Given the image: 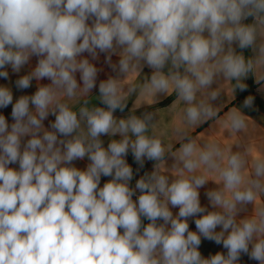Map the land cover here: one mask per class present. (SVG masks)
Listing matches in <instances>:
<instances>
[{
  "label": "clouds",
  "instance_id": "9594fccd",
  "mask_svg": "<svg viewBox=\"0 0 264 264\" xmlns=\"http://www.w3.org/2000/svg\"><path fill=\"white\" fill-rule=\"evenodd\" d=\"M261 38L264 0H0V78L36 58L15 88L50 81L15 103L0 86V108L11 105L14 121L0 114V264H240L242 255L264 264V205L238 219L264 192V158L246 171L244 154L186 132L171 152L152 130L154 114L114 115L133 94L153 103L174 93L187 125L216 118L220 78L230 93L246 91L250 74L264 81ZM249 48L255 57H245ZM102 54L115 75L99 82L104 107H89L102 71L93 61ZM145 66L150 78L137 82ZM253 101L248 96L244 107ZM226 116L231 131L247 128L237 108ZM104 135L120 139L105 148ZM129 152L140 168L154 162L134 188ZM168 154L176 161L171 177ZM85 157L84 170L73 165ZM102 176L111 179L101 187ZM212 176L220 187L205 193L209 211L199 190ZM202 238L226 254L205 258Z\"/></svg>",
  "mask_w": 264,
  "mask_h": 264
},
{
  "label": "crops",
  "instance_id": "0c3cea01",
  "mask_svg": "<svg viewBox=\"0 0 264 264\" xmlns=\"http://www.w3.org/2000/svg\"><path fill=\"white\" fill-rule=\"evenodd\" d=\"M252 18L250 17L245 23H252ZM264 40V38H261ZM258 40V44L261 42ZM237 51L241 50L237 48ZM246 58L255 57L256 53L251 49L242 50ZM87 56V54H85ZM119 57L113 56V62H118ZM105 55H101L99 61H93L98 68H101L102 71L98 74L97 87L93 89L89 97H86L89 100V107L99 106L104 107L100 103L98 86L101 80H105L110 75H115L110 68L104 63ZM36 58H33L29 65H26L19 74L12 73L11 69L9 71V79L5 80L0 78V86H7L13 92V103L21 95H32L37 90L38 84H48L50 81H32V86L25 90H17L15 88V80L20 76L27 74L32 68L35 67ZM151 69L147 66L144 67L142 73L138 77L137 82H142L145 77L150 78ZM256 75H259L257 72L255 75H249V77L244 81L248 86L246 91L236 90L235 92H229L231 84L226 82L223 78H220L216 84L213 85V88H218L221 91L220 98L213 102L214 106L219 109V115L216 118L210 119L205 123H202L198 126L187 125L183 120V103L177 104L173 107V104L176 102V96L173 93L171 96L163 95L156 99L155 102L149 103L147 100L138 99V94H133L129 100L128 105L125 108L124 112L121 113L117 110L114 115L117 118H126L130 113H135L138 116L143 115L144 113L154 114V129H152L157 135L161 136L165 145H171V152H175L179 148L180 143L182 142V133L186 132L188 136L197 140L199 144H204L207 142H217L223 148H230L233 152H240L246 156L248 160V169L250 171L252 167V161L257 158H264V81L259 83L255 82ZM77 80L79 82V74H77ZM82 83V82H81ZM254 97L253 105L251 108L244 107L245 97L244 95ZM75 103V101H73ZM82 100L77 103L76 107L82 105ZM233 108L240 110L246 117L247 128L241 132H233L230 129V126L225 123L227 120L226 114ZM0 114L4 115L8 120L9 124L14 122L11 118V105L7 108H0ZM54 116H49L45 121L44 125L46 128L49 127L50 123L54 121ZM27 139V138H26ZM112 139H120L119 135L114 137H109L107 135L101 136V140L104 143V147L110 143ZM126 161L132 167L129 156L125 157ZM90 161L85 157L83 160H76L73 162V165L81 170H84ZM176 161L174 157L170 154L166 156L164 161V169L167 174L171 177L172 173L175 171L174 165ZM154 162L145 161L144 166L148 169L150 173L153 170ZM11 167L18 168V165H10ZM111 177H101L102 187L105 182L110 180ZM217 177L212 176L209 179V182L202 187L200 191V201L201 205L208 207L209 211L212 210L209 201L205 195L208 190L216 189L220 187L217 183L213 181ZM264 205V192H261L257 197L254 204H249L246 211L241 212L238 216V219H242L245 216L253 214L254 208L256 206ZM171 208V206H170ZM171 211L175 215L178 213V208H171ZM197 217L189 218V229L196 231V226L194 220ZM162 223V221H161ZM217 231H220L217 228ZM202 256L208 258L211 255H215L217 252H223L226 254V249L223 248L222 244H216L214 241L205 240L202 238V242L199 248ZM240 264H258L257 261L250 260L247 255H242L240 259Z\"/></svg>",
  "mask_w": 264,
  "mask_h": 264
},
{
  "label": "built area",
  "instance_id": "2783aa9c",
  "mask_svg": "<svg viewBox=\"0 0 264 264\" xmlns=\"http://www.w3.org/2000/svg\"><path fill=\"white\" fill-rule=\"evenodd\" d=\"M132 168H133L134 176L132 181L130 182V186L134 188L136 181L140 179V177L143 176L145 172H148V169L145 166L143 168H140L138 164L132 166ZM137 169H139V171H137ZM139 194L140 193L137 191L136 196H134L133 199L135 200ZM142 220L144 225H147L149 223L147 219L142 218Z\"/></svg>",
  "mask_w": 264,
  "mask_h": 264
},
{
  "label": "trees",
  "instance_id": "16d2710c",
  "mask_svg": "<svg viewBox=\"0 0 264 264\" xmlns=\"http://www.w3.org/2000/svg\"><path fill=\"white\" fill-rule=\"evenodd\" d=\"M244 97L247 98L248 95L246 94V95H244ZM128 156L130 158V161H131L132 166H135L137 163L134 161V158H133L131 152L128 153Z\"/></svg>",
  "mask_w": 264,
  "mask_h": 264
}]
</instances>
